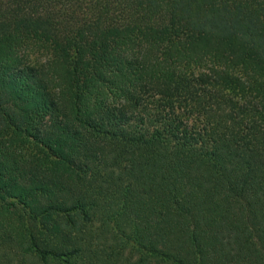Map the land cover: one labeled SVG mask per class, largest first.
<instances>
[{
    "label": "trees",
    "instance_id": "trees-1",
    "mask_svg": "<svg viewBox=\"0 0 264 264\" xmlns=\"http://www.w3.org/2000/svg\"><path fill=\"white\" fill-rule=\"evenodd\" d=\"M0 264H264V0H0Z\"/></svg>",
    "mask_w": 264,
    "mask_h": 264
}]
</instances>
